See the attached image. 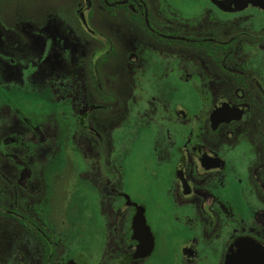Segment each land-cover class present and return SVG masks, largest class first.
<instances>
[{"label":"flooded vegetation","instance_id":"1","mask_svg":"<svg viewBox=\"0 0 264 264\" xmlns=\"http://www.w3.org/2000/svg\"><path fill=\"white\" fill-rule=\"evenodd\" d=\"M28 1L0 0V97L60 119L0 104V264H264V0ZM58 137L81 165L59 206Z\"/></svg>","mask_w":264,"mask_h":264},{"label":"rangeland","instance_id":"2","mask_svg":"<svg viewBox=\"0 0 264 264\" xmlns=\"http://www.w3.org/2000/svg\"><path fill=\"white\" fill-rule=\"evenodd\" d=\"M37 2L35 0H30L24 4H21L22 6L30 5L35 6ZM59 8H61L62 11L65 10V6L68 3L67 0L58 1ZM3 2H0V8L3 7ZM27 13L33 14L31 10H27ZM86 14V12L84 13ZM2 16H6L7 13H0ZM12 22H4V25L6 27H9L10 29H13L15 31V25ZM18 24V22H16ZM13 24V25H12ZM3 27V26H1ZM3 27V28H6ZM2 32H0L1 34ZM9 104V107H15L18 109L25 117L28 119H31L33 122H43L44 120L49 119L48 116H51L53 120L60 119V111L58 110V105L56 104V101L54 100V96L50 94V92L46 90H30L29 88H26L25 86L21 88H16L13 90H7L5 93L0 97V104ZM35 125V124H34ZM33 125V126H34ZM33 126H29V130H34ZM37 126V125H35ZM34 126V127H35ZM120 133L124 136L121 137L125 142L127 140H131V144L133 141V137L135 136V133L133 132L134 129H132L130 126L124 125L122 127L119 126L117 129H121ZM115 129V131L117 130ZM35 131V130H34ZM61 131V130H60ZM147 135L138 133L137 138L135 139L131 149L129 145V151L130 153L127 155L126 158V166H127V173L130 175V167L132 164V160L135 156L138 154L145 152V138ZM113 137L117 139V134L113 132ZM57 144L59 145L57 148V155H54L51 157L47 163L44 166V174L46 178V182L48 186H52V194L51 198L54 200L55 203H59L58 206L61 204L60 200H62V194L63 190L65 191L66 186L69 183H72L71 185H76L80 181L77 176V168H79L81 165L79 163L78 157L74 156L73 154H69V145L68 143H60L59 137L56 139ZM46 142V141H44ZM63 142V140H62ZM28 146H35L36 142H26ZM40 144L44 145L43 141L40 140ZM47 146L50 149V144ZM118 148L120 149V152L125 150V147L121 148V145L119 144V141L115 142V149L117 151L116 154L119 153ZM114 149V151H115ZM118 157H121V154H119ZM117 157V158H118ZM78 165H80L78 167ZM49 194V190H48ZM85 214L80 211L79 214H77V217L73 219L74 222H82L85 218Z\"/></svg>","mask_w":264,"mask_h":264},{"label":"water","instance_id":"3","mask_svg":"<svg viewBox=\"0 0 264 264\" xmlns=\"http://www.w3.org/2000/svg\"><path fill=\"white\" fill-rule=\"evenodd\" d=\"M249 257L246 255L229 254V259L226 264H249Z\"/></svg>","mask_w":264,"mask_h":264}]
</instances>
